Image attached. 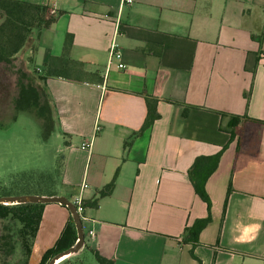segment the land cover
Returning <instances> with one entry per match:
<instances>
[{"label":"crops","instance_id":"1","mask_svg":"<svg viewBox=\"0 0 264 264\" xmlns=\"http://www.w3.org/2000/svg\"><path fill=\"white\" fill-rule=\"evenodd\" d=\"M25 1L56 15L35 41L38 74L63 54L67 34L66 57L87 73L40 80L62 153L54 194L92 201L118 170L112 192L83 207L84 244L71 258L98 264L96 249L114 264H264V0ZM144 95L157 99L159 117L124 149L145 118ZM227 115L240 119L232 138ZM223 147L205 182L211 221L186 241L184 227L207 215L187 170ZM70 216L44 203L27 264Z\"/></svg>","mask_w":264,"mask_h":264},{"label":"trees","instance_id":"2","mask_svg":"<svg viewBox=\"0 0 264 264\" xmlns=\"http://www.w3.org/2000/svg\"><path fill=\"white\" fill-rule=\"evenodd\" d=\"M62 11H59L61 13ZM56 20V15L51 12L47 4L32 3L25 0H0V63L11 64L13 57L20 51L29 50V62L33 60L32 54L36 49L35 41L38 39L41 30L48 28ZM71 35L67 34L65 38L64 51L60 57H51L50 61L45 64L43 72L39 75L40 79L50 75H57L56 72H69L73 76L63 75L65 78H79L87 73L83 71L82 63L69 60L66 57ZM32 65V64H31ZM1 70V69H0ZM35 71L38 72L37 69ZM96 81H101V77L95 73L90 74ZM25 72L20 73V77H26ZM6 78V76H5ZM5 81V79H4ZM21 82V81H19ZM42 87V86H41ZM8 91V85L0 83V96H5ZM146 104V114L141 127L133 132L129 138L123 142V148L126 149L131 145L133 138L143 132L146 128L159 117L156 109L157 99L155 97L144 95ZM15 109L17 111H29L37 117L42 124L43 135L46 137L52 128V118L49 99L42 87L39 92L30 84L20 83V89L15 99ZM227 130L234 134L237 130L240 119L235 115H227ZM225 147L221 148L214 154H199L192 161L187 170L188 178L193 186L195 193L207 205V215L197 218L191 225L185 226L183 233L185 240L192 243L197 242L199 232L211 221V201L205 189L207 178L216 169L221 153ZM116 170L113 178L107 182L97 192V196L92 201L82 200V206L97 207L99 198L109 195L115 185ZM59 175L57 169L51 175V182H55ZM230 192L228 187L224 200L223 213L225 210L227 196ZM53 195L54 191L47 192ZM43 203L27 202L18 204H0V218H10L19 224L14 234L12 231L0 235V259L1 264H27L31 253V247L35 239L39 222L42 214ZM76 241V229L71 216L60 236L52 248L47 249L41 256L38 264H47L56 253L68 248ZM19 246V251L17 250ZM91 252L98 264H114L113 260L102 256L96 249ZM16 253V254H15ZM191 255L195 257L192 249ZM17 258L14 259V257ZM57 264H80L74 261L71 256L66 257Z\"/></svg>","mask_w":264,"mask_h":264},{"label":"rangeland","instance_id":"3","mask_svg":"<svg viewBox=\"0 0 264 264\" xmlns=\"http://www.w3.org/2000/svg\"><path fill=\"white\" fill-rule=\"evenodd\" d=\"M30 54L29 50L20 51L11 64L0 63V83L8 85L5 96H0V196L41 195L55 190L50 177L62 156L57 151L58 140L52 130L43 135L41 121L31 112L15 109L20 83L42 91L39 74L28 60ZM21 72L27 76L20 77ZM18 227L12 219L0 218V235L15 234ZM91 259L84 255L82 262L89 264Z\"/></svg>","mask_w":264,"mask_h":264},{"label":"water","instance_id":"4","mask_svg":"<svg viewBox=\"0 0 264 264\" xmlns=\"http://www.w3.org/2000/svg\"><path fill=\"white\" fill-rule=\"evenodd\" d=\"M15 201V204L18 203H27V202H37V203H60L65 205L71 213V218L73 220L75 229H76V241L69 246L68 248L56 253L47 264H56L58 260L62 257H68L76 252H78L84 244V232L82 228V220L79 213L76 210L75 204L64 195H5L0 196V204H11ZM64 257V258H65Z\"/></svg>","mask_w":264,"mask_h":264},{"label":"built area","instance_id":"5","mask_svg":"<svg viewBox=\"0 0 264 264\" xmlns=\"http://www.w3.org/2000/svg\"><path fill=\"white\" fill-rule=\"evenodd\" d=\"M127 1L128 2H131V0H127ZM109 52H110V58H111V60H112V58H116L119 61V59H120V52L115 48V45L114 44H112V46L110 47ZM117 66L119 68H123L124 67V64L121 63V62H118L117 63ZM88 146H89V143L88 142H83L81 144V148L82 149H86V148H88ZM86 186H87L86 183H82V187H86ZM72 202L75 204L76 210L79 213L80 218L82 219L83 218L82 213H83L84 208L82 206V199H81V197H77L76 199L72 200ZM90 235L91 236L93 235V232L92 231H90Z\"/></svg>","mask_w":264,"mask_h":264},{"label":"bare ground","instance_id":"6","mask_svg":"<svg viewBox=\"0 0 264 264\" xmlns=\"http://www.w3.org/2000/svg\"><path fill=\"white\" fill-rule=\"evenodd\" d=\"M11 204H15V201L11 202ZM65 256H62L58 261L64 259Z\"/></svg>","mask_w":264,"mask_h":264}]
</instances>
